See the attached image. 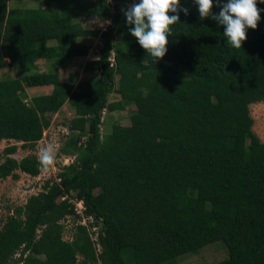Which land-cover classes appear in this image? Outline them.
<instances>
[{
    "label": "trees",
    "instance_id": "trees-1",
    "mask_svg": "<svg viewBox=\"0 0 264 264\" xmlns=\"http://www.w3.org/2000/svg\"><path fill=\"white\" fill-rule=\"evenodd\" d=\"M125 1L9 8L0 0V68L23 71L0 78V141L32 148L64 103L79 112L62 148L73 160L0 227V264L18 252L17 264H162L217 240L228 255L211 264H264V141L249 109L264 101V2L257 0L258 27L237 49L225 26L201 20L194 0H180L189 13L180 12L156 61L129 32ZM91 16L110 22L100 30L78 21ZM79 37L102 39L98 58L84 66L94 74L77 83L74 73L64 82L56 69L34 71L40 59L58 69L86 55L90 47ZM44 85L53 88L26 101L25 87ZM112 92L119 99L108 102ZM133 103V122L102 136L103 109ZM16 149L0 152V179L17 171L37 176V155L17 159L10 156ZM70 198L101 223L99 252L79 223L63 238L61 220L79 217Z\"/></svg>",
    "mask_w": 264,
    "mask_h": 264
},
{
    "label": "rangeland",
    "instance_id": "rangeland-1",
    "mask_svg": "<svg viewBox=\"0 0 264 264\" xmlns=\"http://www.w3.org/2000/svg\"><path fill=\"white\" fill-rule=\"evenodd\" d=\"M193 0H185L189 3ZM9 6L16 4L28 5L27 7L38 6L41 0H25L21 3L13 2V0H8ZM112 10V8H110ZM220 7L216 6L213 8L214 13H219ZM208 20L215 27L219 23L208 17ZM109 19L104 16H97L85 21V27L98 28L103 30L104 27L109 24ZM52 46V45H51ZM91 46L93 50L90 51L91 56L95 54L99 55V49L102 46L101 37H92ZM52 49V47H51ZM114 56V52H111L110 57ZM6 61V60H5ZM7 62V61H6ZM84 61L80 59H74L71 64H68L63 68H54L51 61L48 60H38L34 71H47L56 69L59 73L60 80L66 82L70 73L75 74V80L78 83L81 80L88 78L91 72L84 73L81 71ZM22 70H13L8 64L0 68V78L6 76H13L20 78L22 75ZM119 75L116 73L114 75V87L117 86ZM53 85L51 86H35L32 88L25 87L26 101H29L33 95L42 94L43 91H51ZM119 99V95L115 92L110 93L108 97V102H112ZM136 109V104L126 106L121 110H110L109 108L103 109L102 112V123L100 125L101 135L104 136L108 134L115 124L129 125L133 122V112ZM250 114L253 118V131L255 134L264 141V101L251 103L249 106ZM79 112L73 108L69 102L63 104V106L53 115H51V124L43 132L42 138L34 143L33 147H24L22 142H16L14 140H1L0 141V152L12 145H16V151L10 156L17 159L35 154L39 156V149L46 146L48 143H53L56 149L55 160L48 167H41L40 173L37 176H30L23 172L17 171L18 175L16 177L8 176L6 178L0 179V227L4 223L8 215L12 214L13 209L17 206L23 205L27 198L32 194H37L43 189L44 184L47 181H54L56 176L61 171L63 165L71 162L74 158L72 155H66L62 152L63 145L67 139L68 129L67 124L69 120L78 114ZM84 140V137L81 139ZM67 158V160H66ZM2 157H0V162ZM72 202H77L74 198H70ZM82 221L81 217L74 218L72 216H67L61 220L64 225L63 238L70 240L73 234L74 227L77 223ZM91 222V221H89ZM87 223V232L91 238L96 237L97 231L100 229L101 223H98L95 228L90 226L91 223ZM228 255L227 248L223 241L217 240L204 245L193 252L183 253L172 261H166L162 264H211L213 262L222 260ZM20 253L13 255L8 264H17L19 260ZM98 264V263H97Z\"/></svg>",
    "mask_w": 264,
    "mask_h": 264
},
{
    "label": "clouds",
    "instance_id": "clouds-1",
    "mask_svg": "<svg viewBox=\"0 0 264 264\" xmlns=\"http://www.w3.org/2000/svg\"><path fill=\"white\" fill-rule=\"evenodd\" d=\"M264 2V0H261ZM198 6L199 18L211 17L225 26L223 36L233 48H242L247 40V30L256 29L261 19L257 0H194ZM219 6V13L213 8ZM185 15L189 9L182 7L180 0H138L122 9L129 32L136 37L140 46L156 61L162 59L168 50L172 25L180 22V12ZM55 146L48 143L39 149V162L48 167L55 160Z\"/></svg>",
    "mask_w": 264,
    "mask_h": 264
},
{
    "label": "crops",
    "instance_id": "crops-1",
    "mask_svg": "<svg viewBox=\"0 0 264 264\" xmlns=\"http://www.w3.org/2000/svg\"><path fill=\"white\" fill-rule=\"evenodd\" d=\"M6 1H7V6H8L9 8H15V7H27V6H28V5H24V4H22V5H20V4H16V5H11V6H9V2H8V0H6ZM15 1H16V2L21 1V3H25V2H23V1H25V0H13V2H15ZM41 1H42V0H41ZM35 7H37V6L28 7V8H35ZM94 17H97V16H91V17H83V18H79L78 21H80V23L82 24V26H83L84 28H89V26L85 27V25H86L85 21L88 20V19L94 18ZM90 29H92V28H90ZM91 38H92V37H79L78 42L81 43V44L88 45V46L90 47V49H89V51H88V53H87L86 55L76 56V57L72 58V59L70 60V62H69V64H71V62H73L74 59H80V60L84 61L81 71L84 72V73H87V74H88V72L84 70L85 63H86L87 61H89V60H92V59H96V58H98V55H97V54H95L93 57H92L91 54H90V51L93 50V48H92V46H91ZM51 45H52V44L50 43V47H52ZM52 50H53V49H52ZM5 60H6L7 62L9 61L8 58H6ZM40 60H46V59H40ZM91 75H92V74H91ZM91 75H90V76H91ZM61 81H64V80H61ZM46 86H51V85H46ZM31 88H32V87H31ZM49 92H50V91H43V93H49ZM260 102H261V101H260ZM25 174H26V173H25Z\"/></svg>",
    "mask_w": 264,
    "mask_h": 264
},
{
    "label": "built area",
    "instance_id": "built-area-1",
    "mask_svg": "<svg viewBox=\"0 0 264 264\" xmlns=\"http://www.w3.org/2000/svg\"><path fill=\"white\" fill-rule=\"evenodd\" d=\"M106 1L108 3H110L111 5L113 4V0H106ZM133 2H138V0H126L124 2V8H127ZM109 59H110V65H113L114 64V58L113 57L112 58L110 57ZM66 160H67V158H66ZM84 209H85V207L83 205L82 200H78L77 202H75V210L78 213L79 218L81 217V219H82V221H80L79 224L85 226V228L87 230V223H86V221H87L88 224L91 223L90 226L92 228H95L96 227V224H94L93 218L91 216H85L84 215ZM89 221H91V222H89ZM90 239L92 241V244H93V247H94L96 253L99 252L100 251V245H99V243L97 241V235L94 238H91L90 237Z\"/></svg>",
    "mask_w": 264,
    "mask_h": 264
}]
</instances>
